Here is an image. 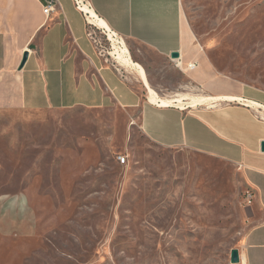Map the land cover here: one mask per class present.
I'll use <instances>...</instances> for the list:
<instances>
[{
  "label": "rangeland",
  "instance_id": "1",
  "mask_svg": "<svg viewBox=\"0 0 264 264\" xmlns=\"http://www.w3.org/2000/svg\"><path fill=\"white\" fill-rule=\"evenodd\" d=\"M181 3L190 45L202 60L264 89V0ZM96 31L115 64L116 48L131 55L136 66H121L139 85L137 70H146L149 96L188 98L183 93L197 91L172 62ZM122 40L129 53L120 49ZM120 116L77 108L39 126L0 118V264L230 263L231 250L260 215L240 168L158 145L136 124L126 138L118 124L109 127ZM120 154L128 155L125 165L117 162ZM25 197L37 215L33 234L23 224Z\"/></svg>",
  "mask_w": 264,
  "mask_h": 264
},
{
  "label": "crops",
  "instance_id": "2",
  "mask_svg": "<svg viewBox=\"0 0 264 264\" xmlns=\"http://www.w3.org/2000/svg\"><path fill=\"white\" fill-rule=\"evenodd\" d=\"M43 2L0 0V118L39 126L58 112L108 108L121 113L120 121L109 127L118 124L126 138L136 124L158 145L236 164L255 194L260 215L254 214L235 248L247 264H264V89L218 74L202 60L190 45L181 0H86L95 17L74 0H59L46 15ZM96 29L137 42L172 62L197 91L183 93L188 94L184 105L153 103L144 92L146 70H138L147 78L139 73V85L104 53ZM174 51L179 57L171 56ZM157 95L170 99L181 94ZM19 202L23 224L31 225L37 215L29 199ZM30 229V234L36 230Z\"/></svg>",
  "mask_w": 264,
  "mask_h": 264
},
{
  "label": "bare ground",
  "instance_id": "3",
  "mask_svg": "<svg viewBox=\"0 0 264 264\" xmlns=\"http://www.w3.org/2000/svg\"><path fill=\"white\" fill-rule=\"evenodd\" d=\"M80 1V6H81V8L83 7L85 10H87L88 12H90L91 14H92V16L93 17H95L96 16V14H95V12H94V10L93 9H91L88 5H86V3L85 2H82L81 0H79ZM92 20V19H91ZM97 24H99L100 25V27L102 26V27H104V26H106V24L103 22V21H99V23H97ZM109 35H110V37L112 38V39H114L115 40V34L113 33V32H111L110 31V33H109ZM122 42H123V46H119L120 47V49L123 51V52H128L129 53V49H128V47H127V45H126V43H125V41L124 40H122ZM115 43H116V41H115ZM115 45V44H114ZM117 45V44H116ZM115 49V48H114ZM113 50V49H112ZM114 55H115V57L116 58H118L119 59V61H120V63L121 64H124V65H127V66H136V63H135V61H133V59H132V57H131V55L129 54L127 57H126V55H124L123 53H121V52H118V49L116 48L113 52H112ZM112 55V54H111ZM114 57V58H115ZM115 58V59H116ZM140 68V67H139ZM138 71V70H137ZM139 73H140V71H139ZM142 73V72H141ZM140 73V74H141ZM142 75H143V77L147 80V78H146V76H145V74L144 73H142ZM148 82V81H147ZM150 101H152L153 103H157V104H159V105H162V106H169V105H172V104H174V102H176V104L177 103H179L180 105H184V97H180V96H178V97H175V98H170V99H160V97L157 95V94H155L154 92H151V94H150ZM224 97V96H223ZM228 99H236V98H233V97H228ZM240 99V98H239ZM194 101V100H193ZM249 102V101H248ZM195 103V102H194ZM253 104H255L256 106H258V104L259 103H257V102H255V101H253L252 102ZM251 103V104H252Z\"/></svg>",
  "mask_w": 264,
  "mask_h": 264
},
{
  "label": "built area",
  "instance_id": "4",
  "mask_svg": "<svg viewBox=\"0 0 264 264\" xmlns=\"http://www.w3.org/2000/svg\"><path fill=\"white\" fill-rule=\"evenodd\" d=\"M74 1L76 2L77 7L79 9H81L80 1L79 0H74ZM81 1L87 3L86 0H81ZM58 2H59V0H44V2H43V11H44V13L46 15H49L54 10V8H55V6L57 5ZM189 67L190 68H195L196 67V63H190L189 64ZM117 160L121 164H125L127 162V155L120 154L118 156V159ZM239 258L240 259H239L238 262H230L229 264H247V262L241 257V255H239Z\"/></svg>",
  "mask_w": 264,
  "mask_h": 264
},
{
  "label": "water",
  "instance_id": "5",
  "mask_svg": "<svg viewBox=\"0 0 264 264\" xmlns=\"http://www.w3.org/2000/svg\"><path fill=\"white\" fill-rule=\"evenodd\" d=\"M180 53L178 51H174L172 52L171 56L173 58H177L179 57ZM28 58V53H24V56H23V60H22V63H21V67L25 64L26 60ZM262 150L264 151V141L262 142ZM239 249L238 248H233L231 250V256H230V260L231 262H238L239 261Z\"/></svg>",
  "mask_w": 264,
  "mask_h": 264
}]
</instances>
